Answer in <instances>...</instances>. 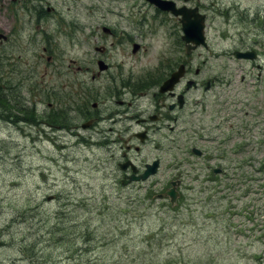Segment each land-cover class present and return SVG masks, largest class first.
<instances>
[{
  "label": "rangeland",
  "instance_id": "1",
  "mask_svg": "<svg viewBox=\"0 0 264 264\" xmlns=\"http://www.w3.org/2000/svg\"><path fill=\"white\" fill-rule=\"evenodd\" d=\"M10 1L0 0V26L13 23L12 42L5 50L12 52L15 62L0 68L1 92H9L14 105L32 104L34 118L15 120L14 111H19L11 107L0 119V264H264V126L253 130L251 148L241 144L234 152L229 145L206 146L198 137L202 106L190 105L176 130L155 132L158 147L150 142L139 153L131 152L138 164L160 158L161 165L150 182L129 184L122 180L117 144L111 149L97 146L88 140V128L80 127V138L72 128L85 119L78 113L81 105L102 99L108 82L104 75L85 83L76 96L69 90L74 74L80 84L89 76L74 73L70 63L92 53L87 52L90 31L95 33L91 40L99 42L102 25L116 27L120 21L121 28L144 45L136 54L130 47L127 56L117 53L127 73L142 77L149 70L156 75L169 59L178 61L185 53L168 15L158 14L145 0H50L43 8L54 6L51 12L57 15L41 18L28 9L32 2L25 3L24 10L23 1L12 15L7 10ZM227 1L220 0L216 7ZM211 18L213 27L223 24L217 13ZM140 22L142 30L136 29ZM223 29L220 33L212 28L209 48L199 46L191 53L201 77L218 75L228 62L220 54L239 42L232 25ZM239 79L234 77L232 87L251 94ZM44 84L61 87L63 119L54 123L61 120L70 127L50 130L42 122L49 102H57L54 93L43 90ZM91 85L99 90L94 96L88 90ZM199 95L196 91L192 97ZM250 99L240 116L244 110L251 112ZM75 100L80 110L74 112L70 107ZM137 129L134 124L128 137ZM194 146L212 157L197 155ZM217 149L222 158L216 157ZM208 163L228 172L209 179L213 174ZM177 178L182 182L172 204L165 192Z\"/></svg>",
  "mask_w": 264,
  "mask_h": 264
},
{
  "label": "flooded vegetation",
  "instance_id": "2",
  "mask_svg": "<svg viewBox=\"0 0 264 264\" xmlns=\"http://www.w3.org/2000/svg\"><path fill=\"white\" fill-rule=\"evenodd\" d=\"M22 1L23 8H25V3L32 2V6L28 7V9L31 10L35 6L34 15L38 16L44 12L46 17L57 15L56 12H51L55 9L54 6H48L42 12L44 5L50 0H11L7 8L8 12L13 15L16 4H21ZM173 1L178 9L185 8V6L199 8L202 16L203 31L206 34L212 28L223 33L225 24L232 25L239 42L233 44L230 49H225L220 56L224 60H228V62L233 60L236 64L224 63L223 66L221 65L218 75L201 77V68L197 65L194 67L192 63V50H188V44L181 39L185 33L183 31L184 22L191 21V15L187 18L166 13L147 1L146 3L149 6H153L158 14L168 15V19L173 24V33L179 32L182 45L185 48L183 57H180L178 61L169 59L167 63L163 64V68L156 70V75L152 74V71L149 72V70L142 77L127 73V69L124 68L125 66L121 63V60L118 59L117 53L121 52L127 56V49L130 47L131 53L136 54L144 51V45L137 42L133 35L127 34L125 32L126 28L122 29V23L119 21L118 24L114 22L117 25L116 27L115 25H110V23L109 25H102V32L99 31L102 38L99 39V42H95L94 39L91 40L92 36L95 37L94 29H92L88 34L89 38L87 37V42L91 45L87 52L91 51L92 53H87L85 59H74L70 63L74 68V73L89 74L88 78L83 76L85 79H82V82H84L82 84L79 83V75H73L72 86L69 90L74 96L83 92V85L87 82H95L104 75L108 80L106 86H104L106 87V92L102 99L93 101L90 106L88 103L87 107H83L86 104L85 102L81 105V110L78 100H75L70 108L73 111L80 110L78 113L85 115L83 122H87L90 131L87 138L89 141H94L92 144L103 146L106 149H111L113 148L112 144H117L121 154V160L118 163L121 161L135 163L136 170L133 169L131 164L122 170L123 180H129L128 176L132 175L140 176L154 161L152 159L145 161L143 164H138L136 156L134 157L131 152L139 153L141 148L150 142L158 147L157 144L159 142L153 137L155 132L176 130L182 111H185L190 105L200 104L202 106L198 114L202 122V133L199 132L200 135L198 137L203 140L206 146H217L218 148L229 145L233 147L234 152H239L241 144L244 147L251 148L255 143L256 137L253 130L258 125L260 127L264 126V0H247L248 2H244V0H228L226 4L220 7H216V5L218 6L217 2L220 0ZM37 9H39V13ZM214 12L224 19L222 25L213 27L211 17ZM163 17V21L166 22L165 16ZM12 29V22L10 25L0 26V68L14 66L15 57L12 56V52L5 50L7 43L10 42L12 37ZM136 29L142 30L141 22L137 24ZM108 38L110 39L108 40ZM13 42L15 43V38ZM205 48H209V46ZM44 49L46 50L47 47ZM243 55L247 57H241ZM51 57L52 55L48 56L49 65L52 62ZM177 70L182 73L181 78L172 89L163 91V84ZM149 74L153 76L150 77ZM238 75L240 76L238 80L240 84L247 83L251 94L248 93L246 88L240 89L237 85L232 87L231 82ZM215 87L218 90L213 92L212 96H209L208 92ZM44 88H46V94L54 93L55 101L57 102L55 104L49 102V113L43 118L42 122L50 130L51 128L55 130L70 127L69 124H64L61 120L59 123H54V119L55 121L60 117L63 119V103L58 102V93L61 87L58 89L57 86L46 85L43 90H45ZM88 90H91L93 96L99 91L92 85L88 87ZM196 91H200V95L193 98L192 94ZM241 91H245V95H241ZM5 97L8 98L11 105L16 104L9 92H6ZM251 97L254 101V104H250L251 112L244 110L240 116L239 110L250 103ZM4 103L7 104V101L0 103L3 110L7 108ZM213 105H216V108H212L211 106ZM54 106L55 110L52 109ZM64 106L67 107L66 105ZM50 110L53 111L50 113ZM192 111V109L188 111L187 117L192 114ZM81 124H72L74 132L79 138L81 137ZM134 124L138 126V129L132 132V137L129 138L127 131L131 130ZM225 129H227L226 135H223ZM261 133L264 137V128ZM109 136L111 137L108 138ZM202 152V156L212 157L211 153ZM216 152L218 159L223 157V152L220 149H217ZM206 168L211 169L212 173L216 169L209 163ZM221 169L222 172L218 175L225 176L227 169L223 167ZM218 175L212 176L210 174L209 178H214Z\"/></svg>",
  "mask_w": 264,
  "mask_h": 264
},
{
  "label": "water",
  "instance_id": "3",
  "mask_svg": "<svg viewBox=\"0 0 264 264\" xmlns=\"http://www.w3.org/2000/svg\"><path fill=\"white\" fill-rule=\"evenodd\" d=\"M153 2L156 6H158L162 10L166 11H172L175 14H182L183 17H189L191 15L193 19L191 21H186L184 22L183 30L185 31V35L183 38L187 42H195L199 43L204 41V36L202 34V23L200 22V15L196 14L195 17L193 16L196 10H192V12L188 11L185 8L182 9H175V3L171 0H150ZM179 71L173 73L171 77L165 81V83L162 86V90L170 88L174 85V83L179 79L180 75ZM157 167V163L155 162L153 165L152 171L155 172ZM170 195L172 196V200H175L176 198V193L174 190L170 192Z\"/></svg>",
  "mask_w": 264,
  "mask_h": 264
},
{
  "label": "bare ground",
  "instance_id": "4",
  "mask_svg": "<svg viewBox=\"0 0 264 264\" xmlns=\"http://www.w3.org/2000/svg\"><path fill=\"white\" fill-rule=\"evenodd\" d=\"M31 9H36V7L35 6H33ZM38 10V11H37ZM36 11L39 13V9H37ZM45 11V9L43 8V11L42 12H44ZM39 17H41V18H45L46 17V14H45V12L44 13H41V14H39L38 15ZM47 18V17H46ZM12 42V41H11ZM10 42V43H11ZM31 81V80H30ZM1 87H2V85H0V98H1V100L2 101H7V104L6 103H4L5 104V106L7 105V108L6 109H2L1 108V105H0V119H1V117H3V119H5V117H7L10 113H11V107H13V108H17V110L16 111H19V113H16L15 111H14V115H15V120H18V121H21V117L22 118H25L27 115H29L31 112H32V109H33V107H32V104L31 105H26V104H18V105H16V106H14L13 104L11 105V103H9L10 101L8 100V98H6L5 97V94H6V92L4 93V92H1ZM21 87V86H20ZM17 89V88H16ZM87 91V90H86ZM87 96V95H86ZM1 100H0V103H1ZM26 102V101H25ZM9 104H10V107H9ZM83 112V111H82ZM22 114V115H21ZM2 115V116H1ZM87 115V114H86ZM88 116V115H87ZM112 136V135H111ZM111 136H109L108 138H110ZM107 138V139H108Z\"/></svg>",
  "mask_w": 264,
  "mask_h": 264
},
{
  "label": "trees",
  "instance_id": "5",
  "mask_svg": "<svg viewBox=\"0 0 264 264\" xmlns=\"http://www.w3.org/2000/svg\"><path fill=\"white\" fill-rule=\"evenodd\" d=\"M0 100H1V98H0ZM1 102H2V100H1ZM27 117H32V118H34V117L32 116V112H31L29 115H27Z\"/></svg>",
  "mask_w": 264,
  "mask_h": 264
}]
</instances>
